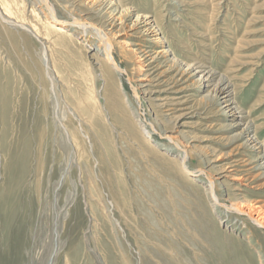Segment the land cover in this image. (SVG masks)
<instances>
[{"label": "rangeland", "instance_id": "rangeland-1", "mask_svg": "<svg viewBox=\"0 0 264 264\" xmlns=\"http://www.w3.org/2000/svg\"><path fill=\"white\" fill-rule=\"evenodd\" d=\"M49 1L53 15L41 0L12 1L13 19L36 27L41 42L0 18V264H264V228L233 209L264 205V0H120L96 10ZM44 16L79 44H51ZM149 16L163 38L152 46L167 55L155 59L146 96L129 51L146 42L133 25ZM91 20L90 32L112 34L116 76L87 55L79 27ZM219 81L234 117L218 102ZM180 89L191 107L171 117L155 95ZM249 138L261 141V158ZM184 153L196 186L178 173ZM235 157L252 159L241 191L219 178Z\"/></svg>", "mask_w": 264, "mask_h": 264}, {"label": "bare ground", "instance_id": "bare-ground-1", "mask_svg": "<svg viewBox=\"0 0 264 264\" xmlns=\"http://www.w3.org/2000/svg\"><path fill=\"white\" fill-rule=\"evenodd\" d=\"M14 0H0V18L1 20L8 24L10 27H16V28H20L22 30H24L25 32L29 33V35L33 36L34 38H36L37 40H39L41 42L42 37L39 35V31L37 30V28H33L30 27L28 25L31 24H24L22 22H20L19 20L13 19L12 17V5L14 2H12ZM43 1L47 6V8L49 9V11L51 12L50 14L53 15V7L50 5V1L49 0H41ZM76 1V0H75ZM23 2V1H22ZM81 2L80 4H83L82 6H84V4L87 6V9H94L96 10L97 7L103 6V4H108L112 6V8L114 6H118V2H120V0H90V1H79ZM16 6V5H15ZM19 6V5H18ZM107 6V5H106ZM20 7V6H19ZM110 7V6H109ZM17 8V7H16ZM101 8V7H100ZM108 8V7H107ZM118 8V7H117ZM22 9V8H20ZM18 9V10H20ZM27 9V8H26ZM33 9V8H32ZM98 9V8H97ZM15 10V7H14ZM25 10V9H24ZM23 10V11H24ZM100 10V9H99ZM35 11V10H34ZM48 11V12H49ZM87 11V10H86ZM89 11V10H88ZM105 11H107L105 9ZM111 11V10H110ZM16 12V11H13ZM26 12V11H24ZM30 12V11H29ZM32 12V11H31ZM115 12V10H114ZM128 12V11H127ZM19 12H17L16 14L18 15ZM85 13V12H84ZM123 13V12H122ZM125 13V12H124ZM14 14V13H13ZM88 14V13H87ZM104 14V13H103ZM110 14V13H109ZM16 15V16H17ZM20 15V14H19ZM22 15V14H21ZM26 15V13L24 14V16ZM84 15V14H83ZM92 15V14H91ZM14 16V15H13ZM50 16V15H49ZM87 16V15H86ZM15 18V17H14ZM19 18V16L17 17V19ZM22 18V17H21ZM20 18V19H21ZM81 18V17H80ZM79 18V19H80ZM91 17H86L85 19L83 18V20H90ZM143 18V17H142ZM26 19V18H25ZM93 20V19H92ZM92 24H87L86 26L79 27L81 33H84L87 35V37H89V39L87 40L88 42V48L91 51H88V57L92 60H95V62L97 61V64L105 66L108 69V72L110 74V76H116L115 71H122L121 67L117 64L116 60H115V55H114V43H113V39L110 35V32L106 33L102 28H98V31H94V33L90 32V27H95L97 24L96 22ZM81 21V20H80ZM95 21V20H94ZM115 21V20H114ZM120 21V20H119ZM136 22L134 23L133 26H136L134 28L135 33L138 34H143L145 36L146 42L141 44V43H137L135 46V48H131L130 49V54L135 58L136 62L134 64V77L136 80V84L139 92L141 94H152L153 93V88H151V83L156 82L154 79L152 78L153 73H151L153 71V68H151L153 66V63L155 62V59L157 57H159L162 54H166L167 52L165 50H157L155 51L152 44H162L163 43V38L161 37L162 32H161V28L159 26V23L156 21V19L151 20L150 16L149 17H144L143 19H140V17H138L137 20H135ZM24 22V21H23ZM30 22V21H29ZM82 22V21H81ZM88 22V21H87ZM88 22V23H90ZM121 22V21H120ZM31 23V22H30ZM37 23V22H36ZM78 23V22H77ZM41 24L43 26L44 29H46L45 31H47L46 36L49 37V39H51V44H53L52 42H55L56 45L58 46H62L66 48V43L68 45L71 44L70 47H74L77 46L79 44L78 39L73 35L74 32H72V28L70 29L69 27L66 26V24L64 23H60L54 16L52 17H47L44 16L41 19ZM73 24V23H72ZM85 24V23H84ZM116 24V23H115ZM33 25V24H32ZM37 25V24H36ZM90 25V27H89ZM112 25V24H111ZM35 26V25H34ZM39 26V25H38ZM41 26V25H40ZM71 26V25H70ZM79 26V25H78ZM106 26V25H105ZM73 27V26H72ZM40 29V27H38ZM42 28V27H41ZM122 28V27H121ZM19 30V29H18ZM77 30V28H76ZM17 31V29H16ZM75 31V30H74ZM92 31V30H91ZM111 31V30H110ZM18 32V31H17ZM132 32V31H131ZM26 33V34H27ZM76 33V32H75ZM45 35V34H44ZM27 36V35H26ZM45 36V37H46ZM140 36V35H139ZM99 39L100 44L95 45L94 42L90 41V40H96L97 38ZM117 37V36H116ZM45 39V38H44ZM44 41V40H43ZM47 41V40H46ZM50 41V40H49ZM144 41V40H143ZM118 42V41H116ZM48 43V42H47ZM42 44V51H41V58L42 60L45 61L46 65H49V61H48V47L45 46L44 43ZM239 44V43H238ZM50 45V44H49ZM121 45V44H120ZM238 47H240L239 45H237ZM53 47V46H52ZM61 47V48H62ZM98 47V48H96ZM162 47V46H160ZM166 47V46H165ZM50 48V47H49ZM58 48V47H57ZM60 48V47H59ZM14 49V48H13ZM51 49V48H50ZM68 49V48H67ZM70 49V48H69ZM72 49V48H71ZM74 49V48H73ZM163 49V48H162ZM166 49V48H165ZM65 50V49H63ZM102 53H104L105 58H100V55H102ZM91 54V56H90ZM169 54V53H168ZM167 55V54H166ZM103 56V57H104ZM134 63V61H133ZM86 64V63H84ZM89 65V64H87ZM96 65V64H95ZM156 65V63H155ZM197 66V65H196ZM49 68V66H47ZM88 67V66H87ZM160 67V66H159ZM84 68V67H83ZM82 68V70H83ZM86 68V67H85ZM90 68V66H89ZM101 68V67H100ZM145 68H147V70H145ZM204 68V67H203ZM81 69V68H80ZM195 69V67H194ZM87 70V69H86ZM95 70V69H94ZM204 70V69H202ZM96 71V70H95ZM98 71V70H97ZM105 71V69H104ZM196 71V70H195ZM206 71V70H204ZM88 72V71H87ZM90 72V70H89ZM186 72V71H185ZM198 73V72H197ZM48 74L50 76V71L48 70ZM190 74V73H189ZM101 75V74H100ZM156 75V74H155ZM94 76V75H93ZM91 76V77H93ZM99 76V75H98ZM51 77V76H50ZM205 74L201 76V78H205ZM102 78V77H101ZM116 78V77H115ZM168 78V77H167ZM166 78V79H167ZM221 78V77H220ZM172 79V78H171ZM95 80V79H94ZM157 80V79H156ZM165 80V79H164ZM163 80V81H164ZM169 80V79H168ZM216 80V79H215ZM158 81V80H157ZM206 82H208V78L205 79ZM217 81V80H216ZM110 82V81H109ZM220 82V81H219ZM173 84V83H172ZM108 85V84H107ZM110 86V84H109ZM155 86V85H153ZM177 86V85H175ZM206 86V85H205ZM212 86V85H211ZM214 87V86H213ZM163 89V88H162ZM161 89V90H162ZM168 89V88H167ZM166 89V90H167ZM175 89V88H174ZM187 89V88H186ZM165 90V89H164ZM215 90V89H214ZM155 91V90H154ZM216 93L219 96V101L221 102V104L225 105V109L230 116L234 117L236 115V107H235V103H233L231 100V96H232V92L230 91L229 87L227 85H224L222 82H220L217 86H216ZM152 92V93H151ZM165 92V91H164ZM181 89L180 90H176L174 93H171V95H155V101H158L159 103L156 104L159 107L162 108H168V112L170 111L171 114H169L170 116L174 115L176 116V114L185 111V110H189L190 109V105L191 103L187 104L188 100H183L185 97L184 96H180L181 93ZM184 92V91H183ZM186 92V91H185ZM147 96V95H146ZM120 97V96H118ZM187 99V98H186ZM192 99V98H191ZM217 99V98H216ZM155 104V103H154ZM119 105V104H118ZM187 105H189L187 107ZM186 106V107H184ZM223 107V106H222ZM166 111V112H167ZM191 111V110H190ZM223 111V110H222ZM126 112V111H125ZM193 112V111H192ZM121 113V112H120ZM189 113V112H188ZM188 115V114H187ZM186 115V116H187ZM171 116V117H172ZM180 117H183L184 114H180ZM194 116V115H193ZM170 117V118H171ZM133 118V117H132ZM130 119V118H129ZM169 120V119H168ZM134 121V120H133ZM182 122V121H181ZM177 123V122H176ZM184 124V123H183ZM188 124V123H187ZM184 126V125H183ZM186 126V125H185ZM188 126V125H187ZM137 128V127H136ZM139 129V128H138ZM141 131V130H138ZM181 131V130H180ZM187 132V131H186ZM185 132V133H186ZM167 133V130L166 132ZM182 133V132H179ZM142 137V142L144 144V146L148 149H150V146L154 147L149 138H147V136H145L142 132L139 133ZM182 135V134H181ZM184 135V134H183ZM167 138L176 145L175 140L178 138V135H176V133H174V131H169L166 134ZM180 136V135H179ZM140 138V136H139ZM140 140V139H139ZM177 146V145H176ZM180 146V145H179ZM248 146L251 148L252 151L256 152L257 155L259 156V158H261L260 156L263 154V145L260 141L257 142L256 138H249L248 139ZM183 149V148H182ZM181 149V150H182ZM146 151V150H145ZM151 152H153L154 155H161V152L156 150V148L154 149H150ZM166 151V150H165ZM147 152V151H146ZM150 152V154H152ZM160 152V153H159ZM184 152V151H183ZM245 152V151H244ZM145 153V152H144ZM147 154V153H146ZM165 156V155H162ZM151 157V156H150ZM148 158V157H147ZM186 158H188V154L184 153L182 154V158H180V163L178 164V173L179 175L183 178V179H187L189 182V185H195L196 186V182L197 179L194 178V176H190V174L188 173V171L186 170L185 167V161ZM236 160H234L232 162L231 165H229L228 167H225L221 170L220 172V179H230L231 181H233L234 183L230 184L232 186L236 187V190L241 191L242 188H240L243 184V182L247 181L248 176L250 175V171L252 168H249L251 166L250 159L251 158H247V160H245L244 158L240 159L237 157H235ZM231 160V159H230ZM252 161V159H251ZM230 162V161H229ZM222 165V164H221ZM218 166V165H217ZM220 166V165H219ZM176 167V166H175ZM211 169V168H210ZM210 172V171H209ZM210 174V173H209ZM253 174V173H252ZM249 182V181H248ZM187 183V182H186ZM217 182L211 181V185L208 186L209 192L211 197H215V199L217 198L214 192V189L216 187ZM246 187V186H244ZM195 189V188H194ZM196 190V189H195ZM243 194V193H242ZM216 201V200H214ZM252 203V202H251ZM262 202H258L256 204H250V203H244V204H236L235 206H233V209L241 214L246 215L247 217L250 218V220L258 227H263L264 228V205H261ZM117 224V223H115Z\"/></svg>", "mask_w": 264, "mask_h": 264}]
</instances>
